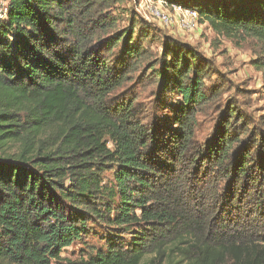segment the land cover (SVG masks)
Here are the masks:
<instances>
[{
	"label": "trees",
	"instance_id": "trees-1",
	"mask_svg": "<svg viewBox=\"0 0 264 264\" xmlns=\"http://www.w3.org/2000/svg\"><path fill=\"white\" fill-rule=\"evenodd\" d=\"M162 1L254 43L264 79V0ZM116 3L7 0L0 14V264H264V138L243 142L228 108L196 143L211 99L189 51L167 50L157 72L182 99L174 130L153 134L132 101H111L130 78L105 54L124 43L140 57L134 30L112 32ZM94 228L100 247L62 257Z\"/></svg>",
	"mask_w": 264,
	"mask_h": 264
},
{
	"label": "rangeland",
	"instance_id": "rangeland-1",
	"mask_svg": "<svg viewBox=\"0 0 264 264\" xmlns=\"http://www.w3.org/2000/svg\"><path fill=\"white\" fill-rule=\"evenodd\" d=\"M6 2L0 0V14ZM147 4L146 0H118L110 10L117 20L112 32L134 30V43L131 44L140 50V57H126L124 43H119L110 54H105L111 65L116 68L125 66L130 78L109 99L132 101L142 124L153 134L174 130V113L182 105V99L170 83L158 77V73L171 60L165 54L167 50H182L184 57L186 52H193L198 56L199 64L205 67L202 82L205 94L211 99L196 115V143L203 145L213 138L218 121L228 108L236 111L235 121L239 120L237 132L246 129L244 134H240L243 142L255 136L258 142L260 137L263 139V71L252 65L257 58L258 47L252 42L237 44L219 38L206 24H198L193 32H183L175 23L165 26L146 9ZM150 5L153 10L171 13L169 8L157 5L155 1ZM257 147V144L251 147L252 156L257 154ZM237 149L234 147V150ZM103 237L106 238L107 233L94 228L86 243L75 242L62 252V257L71 260L84 257L88 247L98 248L102 245Z\"/></svg>",
	"mask_w": 264,
	"mask_h": 264
},
{
	"label": "built area",
	"instance_id": "built-area-1",
	"mask_svg": "<svg viewBox=\"0 0 264 264\" xmlns=\"http://www.w3.org/2000/svg\"><path fill=\"white\" fill-rule=\"evenodd\" d=\"M157 3V5L167 7L170 12H161L159 10H153L152 2ZM147 10H149L153 15H155L161 24L169 26L175 23L179 30L183 32H193L197 29L199 24V14L195 9L186 8L179 5H170L162 0H146Z\"/></svg>",
	"mask_w": 264,
	"mask_h": 264
}]
</instances>
